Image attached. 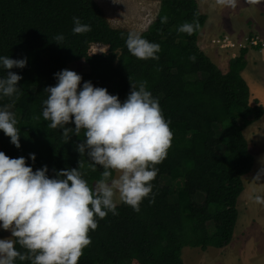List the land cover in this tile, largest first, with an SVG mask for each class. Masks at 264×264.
Segmentation results:
<instances>
[{
	"label": "trees",
	"instance_id": "16d2710c",
	"mask_svg": "<svg viewBox=\"0 0 264 264\" xmlns=\"http://www.w3.org/2000/svg\"><path fill=\"white\" fill-rule=\"evenodd\" d=\"M150 1H158L159 10L141 35L160 45L158 60L133 57L125 45L128 32L112 28L93 0H0V55L26 59L25 67L10 70L21 76L19 99L15 103L0 99V107L14 111L20 132L17 149L0 131V151L9 158L24 157L33 171L47 166L50 178L56 171L77 167L90 185L100 178L102 169L92 171L87 156L76 150L83 130L65 142L61 130L48 128L41 115L45 89L56 83L53 74L81 60L88 68L80 74L81 83L90 81L121 101L130 92V83L146 81L170 122L171 144L152 181L154 202L144 199L139 212L117 204L118 214H107L89 232L91 243L78 264H182L186 247L228 246L238 218L237 199L244 189L242 178L254 164L243 132L262 118L264 109L257 100L250 103L241 75L247 49L241 48L222 73L197 45L207 17L196 0ZM73 16L91 31L73 34ZM161 17L167 22L161 23ZM185 22L198 23L199 28L191 35L177 32ZM57 34L64 36L60 45L53 41ZM91 44L107 50L90 54ZM192 55L194 62L189 60ZM29 153L35 155L34 161L28 159ZM163 179H169L173 188L163 185Z\"/></svg>",
	"mask_w": 264,
	"mask_h": 264
},
{
	"label": "clouds",
	"instance_id": "9594fccd",
	"mask_svg": "<svg viewBox=\"0 0 264 264\" xmlns=\"http://www.w3.org/2000/svg\"><path fill=\"white\" fill-rule=\"evenodd\" d=\"M239 0H216L224 9L236 8ZM261 0H247L256 6ZM161 23L167 17H161ZM73 34L91 31L79 17H72ZM198 23L185 22L177 32L191 35ZM64 40L57 34L53 41ZM128 52L138 60H158L160 45L150 42L136 31L125 38ZM194 55L189 60L195 61ZM26 59L0 55V99L15 103L20 97L17 82L21 76L10 71L25 67ZM56 83L45 90L41 115L47 127L59 129L65 142L70 134L84 139L76 145L81 155L90 161L89 167L102 171L100 178L89 184L80 168H67L46 173L47 166L33 171L24 157L9 158L0 151V230L10 237L0 238V264H78L83 250L90 245V231H95L99 219L109 213L117 215V204L140 211V204L154 202L152 181L167 155L172 132L162 114L159 101L147 89L146 81L130 83V92L121 101L103 87L90 81L81 83L75 71L61 69L53 74ZM73 125L69 127L68 125ZM0 131L9 142L20 147L17 119L6 107H0ZM29 160L35 155L29 153ZM115 173V175H114ZM257 175V179H259ZM256 202L264 198L255 195ZM16 245H19L20 251Z\"/></svg>",
	"mask_w": 264,
	"mask_h": 264
},
{
	"label": "rangeland",
	"instance_id": "374dc122",
	"mask_svg": "<svg viewBox=\"0 0 264 264\" xmlns=\"http://www.w3.org/2000/svg\"><path fill=\"white\" fill-rule=\"evenodd\" d=\"M93 1L112 28L140 34L156 19L159 10L158 1ZM196 2L199 11L207 17L197 38L198 47L213 55L209 59L221 69L228 67L241 48H246L247 61L241 75L249 91L255 92V87H264V0L256 6L247 4V0H239L234 9H224L216 0ZM106 50L107 47L100 44L89 46L90 54H102ZM66 69L79 75L88 70L83 60L69 64ZM8 110L14 113L12 109ZM243 134L249 142L250 150L255 153V159L260 157L256 164L254 161L252 170L242 178L245 187L236 203L238 219L231 244L225 249L200 250L186 247L181 253L182 264H264V202L258 203L254 199L255 195L264 198V120L253 123ZM162 183L165 186L172 185L169 179H163ZM176 189L172 191L171 201L174 200ZM197 200L200 202L202 196L198 195ZM208 227H211L210 223ZM6 237H10V233L0 230V238Z\"/></svg>",
	"mask_w": 264,
	"mask_h": 264
},
{
	"label": "crops",
	"instance_id": "0c3cea01",
	"mask_svg": "<svg viewBox=\"0 0 264 264\" xmlns=\"http://www.w3.org/2000/svg\"><path fill=\"white\" fill-rule=\"evenodd\" d=\"M201 50V49H200ZM204 52V51H203ZM207 56H208V58H211L213 55H209L208 53H206V52H204ZM217 67H218V69L222 72V73H226L227 72V70H228V67L227 68H225V69H221V67L218 65V64H216V62H214L213 60H211ZM247 61V60H246ZM253 100H257L258 101V103H259V105H261L262 106V108L264 109V87H259V88H257V87H255V92H251L250 91V103L253 105V103H252V101ZM260 120H264V115L262 116V118L260 119ZM259 120V121H260ZM259 121H257V122H255V123H258ZM254 123V124H255ZM252 125V124H251ZM246 139V141H247V144H248V148H249V152L251 153V155H252V157H253V159H254V161H255V164H256V162L258 161V159H259V157L260 156H257L258 158L257 159H255V153H253L251 150H250V146H249V142H248V140H247V138H245ZM259 142V141H258ZM264 150V144H263V147H262V151ZM262 151H260L261 153H262ZM261 156H263V154H261ZM255 166V165H254ZM243 186H244V183H243ZM245 187V186H244ZM243 191H244V189H243ZM242 191V192H243ZM242 194V193H241ZM238 219V218H237ZM236 224H237V222H236ZM236 227V226H235ZM233 236H234V233H233ZM233 238V237H232ZM230 244H231V242H230ZM230 244H229V246H230ZM229 246H226V247H224V248H222V249H225V248H227V247H229ZM209 248H212V247H209ZM198 249V248H197ZM214 249H216V248H214Z\"/></svg>",
	"mask_w": 264,
	"mask_h": 264
},
{
	"label": "built area",
	"instance_id": "2783aa9c",
	"mask_svg": "<svg viewBox=\"0 0 264 264\" xmlns=\"http://www.w3.org/2000/svg\"><path fill=\"white\" fill-rule=\"evenodd\" d=\"M253 44H255V43H253Z\"/></svg>",
	"mask_w": 264,
	"mask_h": 264
}]
</instances>
